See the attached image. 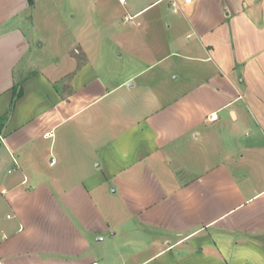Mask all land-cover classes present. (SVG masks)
<instances>
[{"label":"crops","instance_id":"obj_1","mask_svg":"<svg viewBox=\"0 0 264 264\" xmlns=\"http://www.w3.org/2000/svg\"><path fill=\"white\" fill-rule=\"evenodd\" d=\"M80 1L0 0V264H264V0H142L114 76Z\"/></svg>","mask_w":264,"mask_h":264},{"label":"rangeland","instance_id":"obj_2","mask_svg":"<svg viewBox=\"0 0 264 264\" xmlns=\"http://www.w3.org/2000/svg\"><path fill=\"white\" fill-rule=\"evenodd\" d=\"M142 2V0H127V5L123 6L118 3V0H94V3L83 2L81 0L74 12L69 16L63 14L64 11L63 9L61 10L60 6H56L58 15L55 20H52V23L56 27V31L61 24H67L64 27L66 31L64 34V38L66 37L65 42L66 40H76L77 37L72 35V31L78 32V41L87 47L89 58L96 65L97 71L103 74L110 73L114 76L119 72L118 67H115L114 64L127 62L131 57L129 55L130 52H132L133 58L137 57L135 54H137L136 50H139L138 46L144 44V41H140V38H136V40L125 33L122 36L123 30H126V32L127 30H133L135 34L136 30L132 26L138 21L137 19L132 18L130 20L128 18L125 23V10L130 15H133L132 13L135 10L143 6ZM65 8L69 7L65 6ZM159 9L165 15H170L171 11H174L173 7L171 8L167 3H163L160 8L151 7L148 10L150 12L149 15L155 14ZM71 15L74 17L72 18ZM42 30H44V26ZM41 35L49 41H55V36H53L51 29L42 31ZM126 36H128V39ZM131 38L135 42L130 40ZM49 46L45 54V59L47 60H51L55 55L52 52L54 47H51L50 44Z\"/></svg>","mask_w":264,"mask_h":264},{"label":"built area","instance_id":"obj_3","mask_svg":"<svg viewBox=\"0 0 264 264\" xmlns=\"http://www.w3.org/2000/svg\"><path fill=\"white\" fill-rule=\"evenodd\" d=\"M185 3H190L191 2V0H183ZM119 2L123 5V6H125L126 4H127V2H126V0H119ZM173 8L174 9H176L177 8V5L175 4V3H173ZM176 11V10H175ZM50 135H51V133H46L45 134V136L46 137H50ZM16 161V160H15ZM15 163H17V162H15ZM54 164V162L51 164V165H53Z\"/></svg>","mask_w":264,"mask_h":264},{"label":"trees","instance_id":"obj_4","mask_svg":"<svg viewBox=\"0 0 264 264\" xmlns=\"http://www.w3.org/2000/svg\"><path fill=\"white\" fill-rule=\"evenodd\" d=\"M33 0H31V3H32Z\"/></svg>","mask_w":264,"mask_h":264}]
</instances>
